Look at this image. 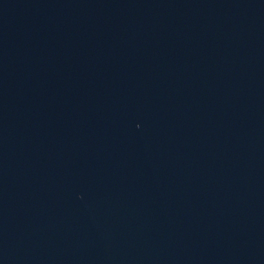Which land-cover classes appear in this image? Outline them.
Wrapping results in <instances>:
<instances>
[{
    "label": "water",
    "instance_id": "water-1",
    "mask_svg": "<svg viewBox=\"0 0 264 264\" xmlns=\"http://www.w3.org/2000/svg\"><path fill=\"white\" fill-rule=\"evenodd\" d=\"M0 264H264V0H0Z\"/></svg>",
    "mask_w": 264,
    "mask_h": 264
}]
</instances>
